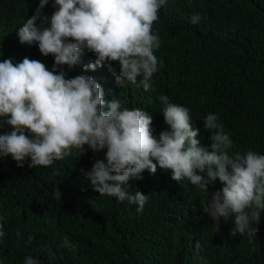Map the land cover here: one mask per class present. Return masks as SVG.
I'll return each instance as SVG.
<instances>
[{"label":"trees","instance_id":"1","mask_svg":"<svg viewBox=\"0 0 264 264\" xmlns=\"http://www.w3.org/2000/svg\"><path fill=\"white\" fill-rule=\"evenodd\" d=\"M39 2L0 0V61L19 63L28 57L53 70L52 55L44 56L38 44H21L18 38ZM53 4L49 0L42 9L44 16L57 10ZM196 14L201 19L192 24L189 18ZM152 33L160 37L154 54L162 66L147 92L139 85L142 77L137 85H116L107 64L84 71L96 59L87 51L74 68L64 66L66 78L93 77L106 101L117 99L122 108L148 112L157 139L169 130L159 100L166 95L170 103L189 109L201 146L211 150L210 132L203 126L211 113L233 141L230 155L247 150L264 155V0H166ZM111 66L119 74V62ZM11 131L6 123L0 127V134ZM85 148L79 158L66 157L48 168L30 167V158L21 168L10 155L0 157V230L5 233L0 264H24L28 256L38 264H264V212L260 224L253 225L259 228L253 251L247 236L230 235L234 217L217 225L202 210L207 194L187 180L177 183L158 166L155 174L145 170L143 179L125 186L130 194L141 191L149 197L138 213L137 205L91 188L81 169L91 170L97 159L106 162V149L94 153ZM222 187L217 180L209 191ZM57 188L60 200L53 195ZM65 236L75 251L59 246Z\"/></svg>","mask_w":264,"mask_h":264},{"label":"clouds","instance_id":"2","mask_svg":"<svg viewBox=\"0 0 264 264\" xmlns=\"http://www.w3.org/2000/svg\"><path fill=\"white\" fill-rule=\"evenodd\" d=\"M48 3L40 0L35 14L19 28L18 38L21 44H38L42 55H52L53 70L28 57L19 63L10 58L0 61V118H4L0 127L6 123L12 128L0 134V157L10 155L21 168L26 158L30 167L48 168L66 157L79 158L86 153L85 146L94 153L106 149V162L97 159L91 170L81 172L100 196L127 200L138 206V213L149 197L141 191L130 194L125 186L143 179L145 170L155 174L159 166L177 183L187 180L207 194L202 210L217 225L234 217L230 235L247 236L255 251L259 228L253 225L260 224L264 212V155L252 150L230 155L233 141L211 113L203 120L211 150L201 146L200 129L191 122L189 109L170 103L166 95L159 100L169 130L157 139L148 112L122 108L117 99L106 101L103 87L93 77L66 78L64 66L74 68L87 51L96 59L84 65V71L107 64L116 85H137L142 77L139 85L150 90L153 75L162 66L154 54L161 47L160 37L152 28L166 0H54L57 10L51 17L42 13ZM189 19L197 24L201 18L196 14ZM48 23L50 27L43 26ZM112 62H119V74ZM217 180L222 189L210 192L209 184ZM53 195L60 200L58 188ZM33 239L28 236L29 243ZM59 246L75 251L67 236ZM24 264L38 261L28 256Z\"/></svg>","mask_w":264,"mask_h":264}]
</instances>
